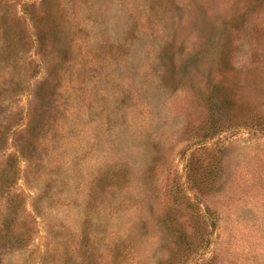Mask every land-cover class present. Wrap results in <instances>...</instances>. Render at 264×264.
Instances as JSON below:
<instances>
[{"label":"rangeland","instance_id":"obj_1","mask_svg":"<svg viewBox=\"0 0 264 264\" xmlns=\"http://www.w3.org/2000/svg\"><path fill=\"white\" fill-rule=\"evenodd\" d=\"M0 264H264V0H0Z\"/></svg>","mask_w":264,"mask_h":264}]
</instances>
